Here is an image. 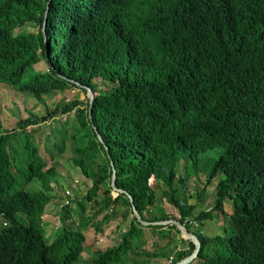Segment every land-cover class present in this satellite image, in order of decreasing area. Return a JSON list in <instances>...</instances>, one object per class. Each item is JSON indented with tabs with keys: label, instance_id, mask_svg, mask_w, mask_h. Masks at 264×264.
<instances>
[{
	"label": "trees",
	"instance_id": "trees-1",
	"mask_svg": "<svg viewBox=\"0 0 264 264\" xmlns=\"http://www.w3.org/2000/svg\"><path fill=\"white\" fill-rule=\"evenodd\" d=\"M39 60L45 68L34 67ZM70 78L91 88L90 117L84 87ZM0 83L42 105L23 106L11 125L0 117V264H73L88 228L110 242L83 264H173L188 254L192 242L172 223L142 225L131 215L127 196L109 186V159L142 218L173 217L197 235L186 264H264V0H0ZM59 90L48 106L42 94ZM58 113L43 138L51 153L35 133ZM66 142L71 165L91 183L59 207L61 221L75 206L76 227L60 222L48 240L44 206ZM215 146L206 178L221 173L214 200L194 212L177 161L196 165ZM152 183L175 212L156 201ZM225 197L228 227L203 235L201 219Z\"/></svg>",
	"mask_w": 264,
	"mask_h": 264
},
{
	"label": "rangeland",
	"instance_id": "rangeland-1",
	"mask_svg": "<svg viewBox=\"0 0 264 264\" xmlns=\"http://www.w3.org/2000/svg\"><path fill=\"white\" fill-rule=\"evenodd\" d=\"M24 29H34L32 25H24ZM36 69L45 68V62L39 60L34 64ZM77 90L76 88L70 87L69 92ZM43 99L48 106L53 105L59 98L63 97V91H48L43 93ZM82 97L84 94L79 92ZM34 98L26 93L25 91L17 92L12 89L9 85L0 83V117L3 125H11L17 116H24L25 112L22 110L23 106L33 108L34 111L40 112L42 110V105L39 102H34ZM35 103V104H33ZM56 115V114H55ZM38 123L37 130L35 133L36 139L41 146L45 145L47 150L53 153V149L50 147L52 139L49 136L46 141H43L45 131L49 128L58 127V121H55V117H62L60 113L56 116ZM221 147L215 146L202 151L199 155L198 164L191 165L189 158L180 157L177 161L176 168L180 173H183L188 177V191L190 195L187 196V200L195 204L194 212L198 209H204L212 205L214 200L215 182L221 177V173L218 172L210 179L207 178L208 168L211 165L214 158ZM48 154V153H47ZM70 154L69 143L63 144V149L61 156L59 158V163L57 169L59 170V176L57 177V187H55V192L52 191V196L50 200L44 206L43 224L45 228V233L48 235V240L52 239L58 230L60 229V222L67 226L76 227L77 217L79 211L74 205H71L69 210H66L62 215L61 221L58 217V211L60 207V202L62 201L61 195H63V190L66 187L71 188V196L80 197V195L85 191V189L90 185V178L84 176L77 167L72 166L68 155ZM197 169V170H196ZM195 170V171H194ZM207 181V182H206ZM73 184V186H71ZM30 185H25V188ZM153 188L156 191V201L162 203L163 206L167 205L165 201L164 194L160 193L159 190L163 188L161 184L154 185ZM84 203V201H80ZM76 204V203H75ZM87 205V204H86ZM87 206H85L86 209ZM169 212H175L172 206H165ZM231 211V202L229 198L225 197L222 200V210H212L211 216L201 219V225L199 226V231L206 236H213L215 234L220 235L224 231V226L228 227V213ZM16 216L21 221H24V217L16 212ZM5 223L3 218L0 216V227L1 224ZM115 223L113 221L111 226ZM86 234L84 249L80 253L79 261L73 264H83L82 260L89 258L92 255L94 248L102 246L105 243H109L110 240L102 236L96 238L93 236L92 228L84 230Z\"/></svg>",
	"mask_w": 264,
	"mask_h": 264
},
{
	"label": "water",
	"instance_id": "water-1",
	"mask_svg": "<svg viewBox=\"0 0 264 264\" xmlns=\"http://www.w3.org/2000/svg\"><path fill=\"white\" fill-rule=\"evenodd\" d=\"M48 8V4L47 2L45 3V10H44V14H43V18H42V24H41V31L43 32L44 35V23H45V17H46V10ZM70 81H73L76 85L82 86L84 87L85 91H86V95H87V100H88V105H87V112H88V117H90V105L92 102V98H93V92L91 90V88L87 85L81 84L80 82L73 80L70 78ZM92 128L95 131V135L98 139L99 142L102 143L105 151L107 152V146L104 143L101 135L96 131L95 125L92 124ZM109 165H110V177H109V186L112 189V191L114 192H122L124 193L129 202H130V208H131V215L135 217V219L142 225H146V224H167V223H172L176 229L179 231L180 235L183 238L189 239L192 244L193 247L191 249V251L188 254H185L183 256H181L180 258H178L177 260L174 261L173 264H186L188 263L194 256L197 255V252L199 250L200 247V240L197 237V235L191 231L190 229H187L184 225V223L178 221L177 219L173 218V217H167V218H162V219H154V220H147L144 219L140 216L139 212L137 211L136 207L134 206L133 202H132V196L128 193L127 190L117 186L115 184L114 178H115V170L112 164L111 159H109Z\"/></svg>",
	"mask_w": 264,
	"mask_h": 264
},
{
	"label": "built area",
	"instance_id": "built-area-1",
	"mask_svg": "<svg viewBox=\"0 0 264 264\" xmlns=\"http://www.w3.org/2000/svg\"><path fill=\"white\" fill-rule=\"evenodd\" d=\"M73 186V184L71 185ZM63 192L65 193L66 196H64V199L62 202H60V205H62L63 203H66L69 201V198L71 196V189L69 187H66Z\"/></svg>",
	"mask_w": 264,
	"mask_h": 264
}]
</instances>
